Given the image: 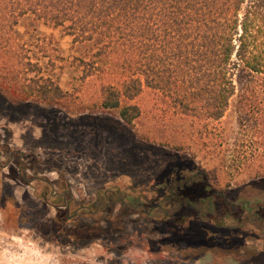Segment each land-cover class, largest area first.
Instances as JSON below:
<instances>
[{
  "label": "rangeland",
  "instance_id": "rangeland-1",
  "mask_svg": "<svg viewBox=\"0 0 264 264\" xmlns=\"http://www.w3.org/2000/svg\"><path fill=\"white\" fill-rule=\"evenodd\" d=\"M13 40L30 64L12 67L11 59L0 71V264H256L247 257L264 241L253 235L237 234L238 248L224 252L218 247L229 230L211 221H158L118 203L130 196L136 205L150 199L153 193L138 197L165 177L167 166L196 167L229 197L261 183L264 161L250 155L264 154V137L259 131L238 133L233 105L219 121L200 122L176 111L161 91L144 87L133 100L108 110L102 102L112 77L90 64L102 44L98 36L75 41L61 27L25 16ZM125 105L138 109L131 123L120 116ZM231 153L242 157L234 160ZM44 181L51 183L48 193L57 195L63 181L72 201L56 207L41 198ZM106 187L112 190L110 211L122 217L110 224L107 214L84 209ZM75 205L80 210L74 212ZM59 209L64 217L56 223ZM95 213L107 232L90 241L67 236L74 226L91 225ZM215 234L217 246L205 249V238ZM161 245L167 249L159 255Z\"/></svg>",
  "mask_w": 264,
  "mask_h": 264
},
{
  "label": "trees",
  "instance_id": "trees-1",
  "mask_svg": "<svg viewBox=\"0 0 264 264\" xmlns=\"http://www.w3.org/2000/svg\"><path fill=\"white\" fill-rule=\"evenodd\" d=\"M25 16L61 27L75 41L99 37L102 44L91 55L90 64L99 74L112 77L108 95L103 98L104 108H119L124 99L133 100L148 87L172 99L180 114L200 122L219 121L233 105L238 133L248 136L259 131L264 137V0H0V71L11 59L12 67L24 69L30 64L20 55L23 48L13 42L19 20ZM127 109L134 112L128 114ZM120 116L131 123L138 109L125 105ZM234 157L237 160L242 155ZM250 157L252 161H264V154ZM176 168L167 166L163 174L170 172L173 176ZM259 178L264 180V176ZM43 184L46 193L40 196L44 200L50 198L56 207L65 200L72 201L63 181L58 195L55 191L48 193L51 183ZM261 184L245 185L229 197L228 192L213 189L202 174L190 187L170 193L172 199H148L136 205L130 196L132 200L118 203L158 221L175 216L211 221L229 230L218 247L227 252L238 248L234 241L237 234L244 239L253 235L260 244L264 241ZM111 200L98 201L99 212L107 214L104 220L108 224L122 218L119 213L115 216L108 212ZM63 209H59L56 223H61ZM84 209L90 212L96 207L90 202ZM154 209L158 215H154ZM78 210L80 205H75L74 212ZM106 228L99 224L74 226L67 236L90 241L107 232ZM210 237L203 244L207 250L219 242L216 234ZM258 246L250 251L247 263L264 264V244Z\"/></svg>",
  "mask_w": 264,
  "mask_h": 264
},
{
  "label": "flooded vegetation",
  "instance_id": "flooded-vegetation-1",
  "mask_svg": "<svg viewBox=\"0 0 264 264\" xmlns=\"http://www.w3.org/2000/svg\"><path fill=\"white\" fill-rule=\"evenodd\" d=\"M10 120H14V118H10ZM9 134H7V135H9ZM0 143H1V139H0ZM172 174H173V176H171V173L168 172V173H166V175L163 179L162 178H161V180H160V178L157 179V181L155 182V184L152 187H150L147 190H142V193L139 195L138 198L141 199L142 195H145V197H146V194L153 193L154 195L149 199L151 202L162 201L165 198L172 199V196L170 195V193L176 194V192L190 187L191 185L194 184L195 179H198L200 176H202L203 173H202V171L198 170L196 167H185V168L177 167L174 170V172H172ZM261 182L264 183V180ZM255 184L256 183H253L252 185H255ZM258 184L260 185L261 183H258ZM258 184H257V186H258ZM110 191H112L110 187H106L105 189H103L101 191H96L95 197L91 201L95 205L96 209L94 211L91 210L90 211L91 214H94V212H99V209H98V204H99L98 201L99 200H101L102 198L103 199L112 198ZM160 192H165V194L161 195ZM129 199L131 200V197H129ZM141 202L142 201H139V204H141ZM161 208H162V205H161ZM108 212L113 213L112 211H110V209L108 210ZM171 214L172 213H168V216H170ZM92 224H93V226L94 225L97 226L99 224V213H97L95 215L94 219L92 220ZM164 249H167V246L161 245L155 251L157 254L160 255ZM186 258H183V259H186Z\"/></svg>",
  "mask_w": 264,
  "mask_h": 264
}]
</instances>
